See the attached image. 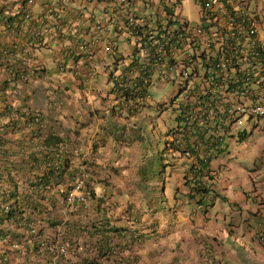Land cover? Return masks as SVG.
<instances>
[{
	"label": "trees",
	"instance_id": "obj_1",
	"mask_svg": "<svg viewBox=\"0 0 264 264\" xmlns=\"http://www.w3.org/2000/svg\"><path fill=\"white\" fill-rule=\"evenodd\" d=\"M94 1L85 0L80 7L66 5L63 8L59 5L60 14L55 19L48 21L40 17L38 22L33 17L25 19L17 1L0 0V264L135 262V255L125 256L123 253L129 249L127 245L135 241L130 234L143 210L137 208L133 211L127 203L119 202L110 182L107 181L103 195L95 197L92 191L95 201L88 211L78 208L64 222L60 218L67 203V185L75 182L83 172L76 165V152L68 149L67 136L60 133L62 128L57 124L58 120L43 115L33 103L37 98L34 94L42 89L47 109L54 107L49 99L54 93L53 85L45 87L39 81L53 83L60 79V83L64 82L82 44L83 23L92 26L96 21L94 13L90 12ZM167 2L171 5H166ZM126 3L121 7L123 16L132 11L135 16L132 23L146 32L145 39L148 36L151 40L162 39L161 30L164 21L173 13V1L126 0ZM116 34L114 28L113 37ZM53 43L56 46H52ZM35 48L39 52L41 49L49 51L51 63L49 57L42 60L37 56L33 51ZM119 53V63H123V77L120 78L123 83L117 85V90L130 105L120 101L116 113L129 116L132 111L152 106L147 97L158 74L151 75V68L141 70L143 64L139 55L129 58L123 49H119ZM52 63H55V70L49 71ZM31 81L35 82L34 89L28 86ZM48 90L50 93L46 95ZM61 94L58 92V100L62 99ZM204 99L213 103L211 99ZM174 107L179 110L176 121L180 129L176 134L185 141L183 151L196 156L195 163L187 170L186 192L178 193L195 199V205L204 200L213 204L216 195L221 194L212 183L215 175L211 163L228 145L226 138L238 136L242 139L248 132L243 128L234 133L232 125L219 120L217 113L220 115L222 107L210 106V115L216 112V117L199 123L195 118H203L201 109L193 114L181 105ZM211 123L215 127L212 131L205 127V124L210 127ZM118 145L112 144L113 147ZM87 162L84 159L82 164L87 165ZM259 196L252 198L257 200ZM259 202L263 205L262 212L260 208L256 214L261 216L264 198L260 196ZM120 221L127 224L119 225ZM56 241L65 246L64 252L49 249ZM14 244L19 248L13 247Z\"/></svg>",
	"mask_w": 264,
	"mask_h": 264
},
{
	"label": "built area",
	"instance_id": "obj_2",
	"mask_svg": "<svg viewBox=\"0 0 264 264\" xmlns=\"http://www.w3.org/2000/svg\"><path fill=\"white\" fill-rule=\"evenodd\" d=\"M13 1L18 2L25 19L33 17L40 22V17L50 20L51 15H58L49 3H42L43 8L35 13L36 0ZM65 1L62 0V5ZM172 1L173 13L164 21L162 39L151 40L149 36L145 39L146 32L142 31L141 40L137 41L143 68H153L158 77L177 83L183 90L179 104L193 114L202 110L203 118H195L198 123L216 117V112L210 115V106L222 107L217 117L225 125H232L233 132L245 125V119L254 123L264 118V20L258 13L256 0H193L201 6L200 23L185 20L181 0ZM73 2L80 7L85 0ZM118 2L121 3L120 18L126 0H95L93 6L100 9L99 15L95 16L92 26L83 30V36L93 37L92 43L101 42L106 51L117 43L112 36L114 27L108 21L111 19L109 5L112 8ZM252 2L254 9L250 7ZM91 5L90 2V8ZM133 15L130 11L125 18L134 22ZM134 25L138 30L137 24ZM211 124L210 127L205 124L210 131L215 128ZM74 197L72 191L67 198L71 210ZM13 247L19 248L17 244ZM49 248L56 253L64 252V245L60 243L51 244Z\"/></svg>",
	"mask_w": 264,
	"mask_h": 264
},
{
	"label": "clouds",
	"instance_id": "obj_3",
	"mask_svg": "<svg viewBox=\"0 0 264 264\" xmlns=\"http://www.w3.org/2000/svg\"><path fill=\"white\" fill-rule=\"evenodd\" d=\"M13 1V0H11ZM44 1V2H43ZM42 3L45 5L46 3H49L50 5L53 6V9L55 10L58 15L60 14L59 8L61 5L63 8L66 5H62V0H56L57 4L53 5L49 2V0H43ZM110 1V0H109ZM128 1V0H127ZM184 0H181V3ZM42 3H40L39 7H42ZM102 5V1L100 2ZM119 4L121 3H116L115 6L110 8L109 5V11L111 14V19L108 21V24H110V21L112 23V26L117 30V34L113 37V39L117 40V43L113 46H111V49L106 51L103 48V45L101 42L97 43H92L93 37L90 36H81V45L78 47L80 48L77 50L78 56L76 57V60L72 62V69L68 70L66 74H72V76L75 77L77 81L80 82V85L84 89L86 93H90L91 90V95L94 92V85L93 83L95 82L94 80L98 78L100 75L105 79L104 81V92L103 96L107 100V105L110 109V114L112 117H119V119L124 120V121H129L132 124H128L129 130L126 132H117L115 135L117 139H123L125 140L126 137L129 135L133 134L138 138L141 137L143 139L147 140V144H145L146 150L148 151L149 146L151 143L156 141L153 137L148 135V132L151 131L153 132L156 128V121L153 120H148L147 114L144 112V108L138 109L136 111H132V113L129 116H120L119 113H116V109L119 110V102L125 103V105H130L127 103V101H124L122 98L121 93L117 90V85L122 84L123 82L120 80V78L123 77V72H122V66L123 63H119V58L121 57V54L119 53V49H123V52H125L128 57H134L135 55H139L140 62L143 64L141 67V70H146L149 71L148 68H143L144 63L142 62L141 55L139 52V48L137 46V41L141 40L139 37H142V30L135 29V25L132 22L127 21V19L122 16L119 18ZM74 6H79L77 3L73 2ZM182 6V5H181ZM90 9V8H89ZM99 10L96 6L93 7L90 12L94 13V17L99 15ZM34 12V11H33ZM37 13V12H35ZM182 14V12H181ZM58 15H51L50 20L46 19L48 21H52L57 17ZM185 20H187L185 18ZM90 24L88 22L83 23V26H89ZM111 25V24H110ZM120 25V27H119ZM113 34V33H112ZM88 35L90 33L88 32ZM113 36V35H112ZM91 43L92 45H89ZM34 50V49H33ZM85 53L88 54V56H84ZM88 61V64L87 62ZM120 64V65H119ZM155 73L154 69L151 68V75ZM67 76V75H66ZM168 81L163 80V78L158 77L157 81H153L154 84H167ZM170 83V82H169ZM177 84V83H176ZM56 89L59 90V88L56 87ZM112 89L115 91L113 92ZM123 90H126L123 89ZM119 93V94H118ZM51 95V94H50ZM183 96V90L179 88L178 84L176 86V91L174 95L171 97L169 104L173 106H179V101L181 97H178L177 100L174 102L176 96ZM49 97H52L51 103L53 104V109H60L63 106H66L67 103L69 102L66 96L64 95L62 99L58 100L60 97L58 93H54V95H51ZM102 97L101 99H104ZM147 99L153 103V99L150 94H148ZM163 104H166L165 102L163 103H156V107L161 108ZM95 106V105H94ZM113 107V110H112ZM127 109V108H125ZM175 109V107H174ZM177 110V109H176ZM179 114V110H177ZM177 114V115H178ZM259 121V120H258ZM255 121L254 123L258 122ZM178 122L175 121L173 125L168 128L164 135V144L162 147V150L159 151L157 150V153H154V155L147 156L145 159H142V161L139 163L137 170H134L136 167L135 164L130 163L129 164H121L119 165V148L116 150V155H108L110 157L109 160L112 159V162L107 163V172H99V169H102V165H98L96 161V157L101 154L102 152H105L106 148L102 147L100 148V151H98V143L96 141L95 145L92 147L91 150V155L93 157L91 158V161L89 159H86V162L88 163L87 165L82 164V161L84 160H79L77 163H79V166H86L85 168L81 169L82 171V176H79L75 182H69L72 184L67 185L66 192H67V198L69 197L70 192H74V199L72 200V203L74 205V209L71 210L69 209L68 202L66 203L65 208L61 210L60 218L64 222L65 220L69 219L73 214L74 211L78 208H82L86 211L89 210V207L92 203L94 204L95 197L98 194H102L107 190V181L112 184V190L114 195L116 196L117 200L122 203H127V207L132 209L133 211L136 210L137 208L142 209L143 211L141 212V216L137 223H135L132 227L131 231V237L135 240L132 245H127V250L124 252L128 254H132L133 250L130 248L134 244L140 243L141 240L146 237L147 232H144V230L147 229V226L150 227L154 222L158 221L161 219V215L163 213L167 214L165 218L170 219V220H175L179 218V212L180 209L176 208L173 209L172 206H168L167 202V197L165 195V188L167 186L166 183V166L169 165V168L171 169V172H176V167L179 166L182 171L180 173H175V177L178 180V183L173 185L174 189V198H176V193L178 192H186L185 190V183L188 180L186 178L189 173L187 172L189 166L191 164H194L196 161V156L191 154L189 151H183V146L185 145V141L180 138V135L176 134V131L180 129L177 127ZM251 123L250 125L242 126L239 128V130H243L245 128L247 132L249 133V130H252L254 126ZM174 130V131H173ZM130 131L132 133L130 134ZM235 133V132H234ZM228 144L231 143L232 140L238 141L241 140L238 136L234 137H228ZM225 139V140H226ZM111 150V148H109ZM188 153V154H187ZM158 154V155H157ZM220 154V153H219ZM213 160L215 162L219 156ZM159 158L160 162L162 164V168L159 170V174H156L155 171L152 169L150 166L146 167V163L148 165L151 164L149 158ZM213 162L211 163V170L212 173L215 175V178L213 179V184L216 185L217 187V181L220 180V183L223 182L225 183L221 177H220V171L221 164H218L217 167H214ZM131 168V170L124 171L122 173H119V169H128ZM188 173V174H187ZM217 173V174H215ZM121 177L115 178V177ZM126 176V178L124 177ZM133 178L131 179L130 177ZM93 179L91 181L90 179ZM108 178V179H107ZM189 178V177H188ZM190 179V178H189ZM100 180H104L100 181ZM155 183V184H152ZM119 183H122L125 186L124 193L122 189L119 187ZM80 184V187L76 188ZM173 184V183H172ZM92 191L95 193V197L92 195ZM183 195L182 193H180ZM250 195V196H249ZM185 196V195H183ZM253 194H248L247 197H252ZM187 197V196H186ZM260 200V198H258ZM187 200L191 202L192 204L196 203L195 199H190L187 197ZM187 200L182 199V204H185ZM261 205V203L259 204ZM183 205H181V208ZM147 215V218L145 216ZM153 216L152 218L149 219V216ZM140 234V238H139ZM261 235H255L253 236L254 240L259 241L260 243L263 242L260 238ZM54 243H60L59 241L53 242ZM61 244V243H60ZM51 245V244H50ZM50 249V248H49ZM65 249V246H64ZM250 251H254L255 249H250ZM135 260V258H134ZM134 263V262H132ZM131 263V264H132Z\"/></svg>",
	"mask_w": 264,
	"mask_h": 264
},
{
	"label": "crops",
	"instance_id": "obj_4",
	"mask_svg": "<svg viewBox=\"0 0 264 264\" xmlns=\"http://www.w3.org/2000/svg\"><path fill=\"white\" fill-rule=\"evenodd\" d=\"M11 1V0H10ZM256 6L258 8V13L262 16L264 20V0H256ZM264 35V29H263ZM40 50V49H39ZM34 53L38 52V48H35ZM56 79L53 78V81ZM39 81V80H38ZM94 93H86L80 82L75 79L72 74H68L64 77V82L60 83V79L53 83L41 82L45 87L49 84H52L51 89L54 93H62L68 99L66 106H63L60 109H47L43 110L42 114L46 117H51L52 119L58 120L57 124H60L62 128L59 132L67 136L68 139V149L70 151H75L77 155V162L83 159H89L91 155L92 147L97 141L98 151L100 148H106L105 152L99 154L94 161L98 165H102V169H99V172H107L106 164L112 162V159L108 155H116V150L119 148V165L125 163L135 164L134 170H137L139 163L142 159L149 156V152L146 150L145 144L147 140L141 137H136L130 131L128 137L125 140L118 139L116 133L126 132L129 130L128 124H132L129 121H124L119 119V117H112L110 114V109L108 107L107 100L103 96L104 92V81L105 79L100 75L94 80ZM34 81L29 83L28 86L34 89ZM44 83V84H43ZM64 84V86H61ZM60 88L59 90L56 89ZM63 87V90H62ZM41 92L44 93L42 89ZM50 93V90L46 92V95ZM38 95V91L34 96ZM104 97V99H101ZM52 97H49L51 99ZM95 105V106H94ZM250 125V124H249ZM252 125L257 126L258 128L264 129V118L259 119L258 122L253 123ZM245 126V125H244ZM66 133V134H65ZM119 144L118 146L113 147L112 144ZM111 148V150H109ZM76 162V165L79 169H83L86 166H79V163ZM216 162H213V164ZM218 165V164H217ZM131 170L128 169H119V173L124 171ZM126 178V176H124ZM115 178H121L115 177ZM131 179L133 178L130 177ZM152 184H155L152 182ZM119 187L122 189L123 193L125 186L122 183H119ZM224 183L220 180L217 181V190L220 194L224 191ZM225 192V191H224ZM261 197L264 198V194L258 193ZM260 196L258 198H260ZM255 203L256 210L260 209L262 212V206L259 205V199H252ZM264 212V211H263ZM167 214L163 213L161 219L154 222L150 227L147 226V229L144 232H147L146 237H144L140 243L134 244L131 249L135 255V262L132 264H176V258L185 257L188 264H234V261H237L239 258L233 254L232 256L227 254L224 248L225 245H230L234 251L238 250L239 253L243 254L241 250L237 249L234 244L227 242L226 237L223 236L222 230H216L214 227L208 229L202 228L206 225H201V222H196L194 219H190L185 214H181L178 219L170 220L165 218ZM180 215V214H179ZM264 216V213L261 214V217ZM190 222L191 226H188ZM127 224L125 221H120L119 225ZM189 228L199 229V236L194 235V231L191 232L189 236ZM178 232L184 237L180 241L173 240V235ZM226 233V231H225ZM227 234V233H226ZM232 244V245H231ZM250 249H253L250 247ZM254 250V249H253ZM183 251L184 254L180 256V252ZM125 256L128 253H123ZM244 255L245 260L240 264H256L258 261H261L263 264L264 260V241L261 242V247L257 251H249ZM208 261V262H206ZM124 264V263H123Z\"/></svg>",
	"mask_w": 264,
	"mask_h": 264
},
{
	"label": "rangeland",
	"instance_id": "obj_5",
	"mask_svg": "<svg viewBox=\"0 0 264 264\" xmlns=\"http://www.w3.org/2000/svg\"><path fill=\"white\" fill-rule=\"evenodd\" d=\"M43 0H36L33 6V11L37 12L40 10L39 3ZM80 1V0H79ZM53 5L57 4L56 0H49ZM73 4V0H66L64 5L70 7ZM166 5H171L167 2ZM182 16L186 18L189 22L200 23L202 20L200 18L199 10L201 8L198 2L193 0H184L181 4ZM250 7L255 8V4L252 2ZM137 6H135V11H137ZM52 46H56L53 43ZM42 60L45 57H49L50 52L44 49L37 52L36 54ZM49 71L55 70V63L49 66ZM176 83L167 84H152L150 87V95L153 99L152 106L144 108V112L148 116V120L156 121V128L153 132L149 131L148 135L153 137L156 141L151 143L148 152L150 156L157 153V150L161 151L164 144V135L168 128H170L176 121L177 110L174 109L173 105L169 104L171 97L176 91ZM64 86V84H62ZM60 89V88H59ZM63 90V87H62ZM51 95H54L52 93ZM50 95V96H51ZM176 96L174 102L177 100ZM52 100V99H51ZM161 108L156 107V103H163ZM33 103L40 108L41 111L47 110L48 103L42 96V92L37 95V98L33 99ZM245 124L249 125L251 122L245 119ZM158 155V154H157ZM153 159V161H152ZM151 162L150 165L145 164L146 167L150 166L156 174H159V170L162 168V164L159 158H149ZM214 163V167L217 164H221L220 177L225 182L224 191L221 195H216L214 203L211 204L210 200H204L203 203H198L197 205L192 204L187 200L186 196L176 193L177 198H174L173 185L178 183L175 177V173H180L182 169L177 166L176 172H171L169 165L166 168V183L165 195L167 197L168 206H172L173 209L179 208V216L185 214L190 219H194L197 223L201 222L202 228L208 229L214 227L216 230H222L223 236L226 237V241L234 244V246L241 250L244 255L246 251H250V247L259 249L261 243L253 239L255 235L264 236V216L256 214V206L253 202L252 197H247L248 194H253V196H258V193L264 194V129L254 127L249 130L246 137L241 140H232L227 146H225L222 152L219 154L217 160ZM173 183V184H172ZM218 193H220L218 191ZM221 196V197H220ZM182 199L187 200L185 204H182ZM181 205L183 207L181 208ZM153 216H149V219ZM147 218V215L145 216ZM188 226L191 224L188 222ZM194 231V235L199 236V229L189 228V236L191 232ZM226 231V233H225ZM183 235L176 232L173 235V240L180 241L183 239ZM261 237V236H260ZM264 241V237L260 238ZM232 245V244H231ZM224 248L227 254L238 256L237 261L234 264H240L244 262L245 257L243 254L239 253L238 250L234 251L232 246L225 245ZM184 254L183 251L180 252V256ZM176 264H188L185 257L176 258ZM208 262V261H206ZM264 262V260H263ZM256 264H263L258 261Z\"/></svg>",
	"mask_w": 264,
	"mask_h": 264
}]
</instances>
